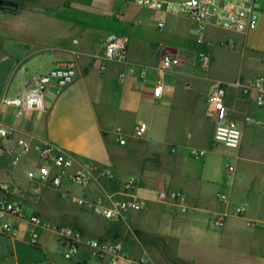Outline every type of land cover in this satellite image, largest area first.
I'll list each match as a JSON object with an SVG mask.
<instances>
[{"label":"crops","instance_id":"1","mask_svg":"<svg viewBox=\"0 0 264 264\" xmlns=\"http://www.w3.org/2000/svg\"><path fill=\"white\" fill-rule=\"evenodd\" d=\"M7 1L13 4L0 5V98L21 92L33 73L56 61H72L76 76L64 87L50 84L42 109L16 116L12 106L0 105V122L11 132L0 137V149L20 153L17 161L0 153V182L26 214L49 223L32 245L27 221L9 217L18 233H0V264H109L91 254V239L120 243L119 264H264V103L257 105L255 93L244 95L237 85L264 78V0L254 29L210 26L194 46L160 33L180 18L194 31L188 18L132 0ZM160 16L162 28L156 25ZM112 31L126 39L122 59L104 56ZM201 50L210 56L206 66L199 61ZM167 53L179 63L161 69ZM157 80L159 97L153 94ZM217 83L226 89L228 118L242 129L236 147L213 141L204 113ZM140 122L147 130L138 136ZM18 138L29 142L27 151H21ZM42 142L73 156V171L95 163L110 175L95 172L85 186L65 180L62 190L39 184L26 170L41 164L34 146ZM191 149L204 154L194 157ZM131 176L136 185L124 192L122 183ZM36 185L39 191L33 192ZM161 190L180 196L162 199ZM79 198L143 204H129L109 219L79 204ZM218 216L224 218L221 227L214 224ZM59 226L81 234L71 258L55 233Z\"/></svg>","mask_w":264,"mask_h":264},{"label":"built area","instance_id":"2","mask_svg":"<svg viewBox=\"0 0 264 264\" xmlns=\"http://www.w3.org/2000/svg\"><path fill=\"white\" fill-rule=\"evenodd\" d=\"M139 6H147L159 11L161 14H172L176 16H184L188 18L194 26L197 43L203 41V34L210 26H216L224 30L246 32L257 26L260 16V0H132ZM156 25L162 28L165 25L164 16L157 19ZM126 39L116 32H109L105 38L104 56L108 59H122L126 54ZM210 60V56L206 51L199 52V61L202 66H206ZM179 63L177 56L173 54H164L161 58L160 68L170 69ZM133 72V68H130ZM76 76L75 67L72 61H56L47 70L43 72L33 73L24 90L14 95H3L0 98V105H9L15 109L16 116H21L25 111L30 109L44 108V92L48 86L54 83L58 87H64L70 84ZM121 77L124 74L120 75ZM264 78L258 76L249 82H237L241 92L248 95L255 93V103L262 105L264 103ZM162 93V82L157 80L153 87V94L159 97ZM226 89L224 84L217 83L207 96L205 106V116L212 122L213 133L212 139L215 143L224 144L230 147H236L241 139V126L232 119H229L226 113L224 103ZM147 130V124L140 122L136 129V135H143ZM116 131H120L116 127ZM10 130L3 126L0 122V137H6L10 134ZM121 143L123 139L119 140ZM17 143L21 151H27L30 147L29 142L23 138H18ZM42 162L34 168L26 170V176L29 179L36 180L40 183H48L51 187L62 190L65 180L70 183L85 186L93 178L95 172L103 175H110V170L95 163L83 171H73L72 165L74 158L60 147L49 143L42 142L34 146ZM0 153L8 155L13 161H17L20 153H12L7 149H0ZM190 154L194 157L202 156L204 150L191 149ZM228 172H233L234 166L227 165ZM136 185L134 177H128L122 183L123 191H130ZM33 192L39 191V186L32 188ZM0 233L9 237L17 235V228L9 221V217L19 218L27 221L29 225V240L32 245H36L39 239V229L48 227L47 220L39 214H26L23 206L11 199L9 195V187L0 182ZM158 196L162 199L168 197L177 199L179 192L161 190ZM217 200L221 201L222 196ZM79 204L86 205L95 213L101 214L105 218L117 219L121 212L129 205H142L143 202H128L124 199L111 201L106 203L103 199L97 198L89 202H85L82 198L77 199ZM242 208H236V213H240ZM214 224L218 227L223 226L224 218L218 216ZM60 244L64 247V256L72 257L77 249L81 239V234L76 230L59 226L55 228ZM91 254L98 258H107L109 264H119L122 256V248L120 243L112 241H100L91 239L88 241Z\"/></svg>","mask_w":264,"mask_h":264},{"label":"rangeland","instance_id":"3","mask_svg":"<svg viewBox=\"0 0 264 264\" xmlns=\"http://www.w3.org/2000/svg\"><path fill=\"white\" fill-rule=\"evenodd\" d=\"M160 33H162L161 36L164 39H175L178 41L183 39L187 42V45H195L196 33L193 31L190 22L184 18L169 22Z\"/></svg>","mask_w":264,"mask_h":264},{"label":"water","instance_id":"4","mask_svg":"<svg viewBox=\"0 0 264 264\" xmlns=\"http://www.w3.org/2000/svg\"><path fill=\"white\" fill-rule=\"evenodd\" d=\"M13 3L11 1H7V0H0V5H12ZM1 8V6H0Z\"/></svg>","mask_w":264,"mask_h":264}]
</instances>
